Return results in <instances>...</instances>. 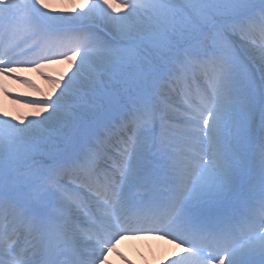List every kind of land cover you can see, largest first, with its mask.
Masks as SVG:
<instances>
[{
    "label": "snow or ice",
    "instance_id": "obj_1",
    "mask_svg": "<svg viewBox=\"0 0 264 264\" xmlns=\"http://www.w3.org/2000/svg\"><path fill=\"white\" fill-rule=\"evenodd\" d=\"M65 61L0 106V264H264V0H0V77Z\"/></svg>",
    "mask_w": 264,
    "mask_h": 264
},
{
    "label": "bare ground",
    "instance_id": "obj_2",
    "mask_svg": "<svg viewBox=\"0 0 264 264\" xmlns=\"http://www.w3.org/2000/svg\"><path fill=\"white\" fill-rule=\"evenodd\" d=\"M51 3L56 8L71 10L79 6L82 0H74V3H70L69 0H51ZM68 67L65 61L49 65L39 72L35 69H26L14 74L31 81L36 86L35 89L17 80L0 77V106H3L6 115L15 116L19 119L21 116L35 112V109L29 107L25 102L17 103L14 99L6 96L5 93H9L11 97L20 96L24 100L44 99L50 93L52 87L43 78L44 75L59 78L67 71ZM36 89H39V91H36ZM118 248L119 253L111 254L110 264H125V260L129 264H164L167 254L173 250V246L166 241L153 237L125 239Z\"/></svg>",
    "mask_w": 264,
    "mask_h": 264
}]
</instances>
